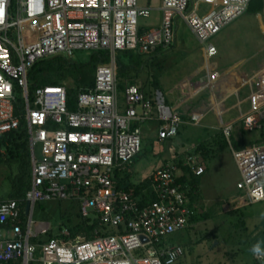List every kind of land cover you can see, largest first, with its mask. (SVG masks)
<instances>
[{"label": "built area", "instance_id": "2783aa9c", "mask_svg": "<svg viewBox=\"0 0 264 264\" xmlns=\"http://www.w3.org/2000/svg\"><path fill=\"white\" fill-rule=\"evenodd\" d=\"M250 2L161 0L160 27L140 35L139 19L148 18L150 11L140 8L138 0H0V137L17 130L23 117L31 165L24 199L28 213L18 201H0V264H177L183 258V248L171 244L191 217L187 187L176 183L178 167L163 165L151 175L156 202L144 207L143 198L132 191H118L116 179L130 171L141 152L143 124L161 123L162 142L177 136L180 121L162 99H145L134 85L125 89L121 108L111 58L117 52L151 54L170 48L176 18L206 44L241 17ZM26 27L34 35L28 40ZM97 51H108L110 63L97 68L94 88L80 93L76 112H68L63 87L38 88L29 100L28 74L37 62ZM215 54L209 47L208 55ZM20 96L22 113L16 114ZM263 125L264 109L242 121L248 133ZM229 135L225 130L227 140ZM232 156L244 203L263 202L264 144L233 150ZM183 167L195 177L205 171L194 156L186 157ZM54 201L76 204L81 218L97 221L94 238L32 243L50 229L33 226L35 205ZM63 235L69 236L67 231Z\"/></svg>", "mask_w": 264, "mask_h": 264}, {"label": "crops", "instance_id": "0c3cea01", "mask_svg": "<svg viewBox=\"0 0 264 264\" xmlns=\"http://www.w3.org/2000/svg\"><path fill=\"white\" fill-rule=\"evenodd\" d=\"M157 1L158 4L155 5ZM160 8L161 0H149V5L142 7L150 11V16L142 19L145 20L143 23H139V31L145 33L160 27ZM174 35L170 48L157 49L145 57L144 68L137 80L138 87L144 84L150 88L152 100L160 94L164 105L180 121L177 136L162 142L158 140L159 123L149 121L141 126L142 137L148 139L152 146V155L158 159L146 179H150L161 166L175 165L179 157L185 159L200 143L211 141L216 145L223 138L232 154L233 150L240 151L256 145L252 143L238 150L233 149L231 141L238 142L242 131L247 134L248 142L258 140L261 133L264 136V125L259 131L252 132L255 134L253 138L242 128L245 117L264 109V0H251L247 11L241 17L206 44L200 43L180 18L174 21ZM209 47L216 49L214 56L208 55ZM154 82L157 83V89L154 88ZM120 107H125L123 100H120ZM225 130H230L228 140L224 136ZM262 144L264 143L258 145ZM213 157L212 155L211 158ZM199 161L205 169L201 175L203 176L209 169L200 156ZM129 172L131 173V168ZM131 179L133 178H130L126 186L141 183H133ZM244 202L242 193L237 189L236 195L223 204L221 209L215 208L216 216L226 218L231 213H239L243 219L242 230L245 235L243 240L238 239L231 248L236 250L235 253L238 251L241 256L250 259L245 260L246 263L243 261L245 264H264L262 258L259 261L249 252L252 244L264 241V219H261L264 201L251 205ZM197 203L198 201L194 204L197 209L195 215H207L206 207ZM224 207L227 212L223 210ZM41 224L49 226L47 223ZM214 233L212 240H217L215 235L218 232ZM221 240L215 246H219ZM213 251L215 250H211V253ZM196 259L198 260L197 257Z\"/></svg>", "mask_w": 264, "mask_h": 264}, {"label": "trees", "instance_id": "16d2710c", "mask_svg": "<svg viewBox=\"0 0 264 264\" xmlns=\"http://www.w3.org/2000/svg\"><path fill=\"white\" fill-rule=\"evenodd\" d=\"M139 33L141 35L144 31H139ZM147 55L149 54H140L133 51H123L115 54L117 89L120 100H123V94L128 86L134 85L138 87L137 80L141 76V70L145 65L144 59ZM109 63L110 53L108 51L90 52L88 53L86 61L75 57L66 58L64 56H56L41 60L32 67L28 74L29 100L33 101L34 92L38 88L63 87L66 90L67 110L68 112L74 113L77 111V101L80 93L94 88L97 68L108 65ZM154 88H158L156 82H154ZM138 89L145 99L152 100L151 98L153 95L150 93L149 87L143 84L139 86ZM22 106L23 99L20 96L16 106V114L22 113ZM160 125L161 123H159L158 127ZM246 137L247 134L242 131L238 142L232 140L231 145L233 149L238 150L239 148L250 146L252 143H264V136L262 133L259 139L255 141L248 142L246 141ZM219 143L217 142L216 145L211 143V141L200 143L193 152L186 157L194 156L199 158L200 156L202 161H206L211 158L212 155H215L217 148H219L218 146H222L223 148L229 147L227 141L223 138L219 139ZM183 163L184 158L182 159L181 157L175 162V165L179 168L176 183L187 187L186 199L188 201V207L191 210L188 230L191 225L206 221L208 217L207 215H195L197 209L194 208V204L199 198L198 182L191 170L187 167H183ZM0 165L7 166L10 171L11 194L9 200L18 201L23 209L25 205L24 199L29 190L31 179L29 142L26 123L23 117L20 119V126L17 130L11 131L0 137ZM131 177L132 174H129V172H124L121 176L120 174H116L118 191H132L135 197L143 198L144 201L140 204V207L155 203L156 198L150 189V179H145L137 185H129V187L123 190L126 183L130 182ZM45 203L53 204L54 213H48L46 216L44 214V203H37L35 207L38 209V213L40 215H45V221H49L51 216H57L60 227L58 233L53 234L52 227L49 224V231L45 235L38 237V239L32 240V243L44 244L50 240L69 241L75 240L78 237L88 241L94 238L93 233L98 229V222L90 218H81L76 204L60 201ZM22 220L24 219L22 218ZM64 231H67L69 236H64ZM200 242L201 240L198 243Z\"/></svg>", "mask_w": 264, "mask_h": 264}, {"label": "rangeland", "instance_id": "374dc122", "mask_svg": "<svg viewBox=\"0 0 264 264\" xmlns=\"http://www.w3.org/2000/svg\"><path fill=\"white\" fill-rule=\"evenodd\" d=\"M157 4L158 1L155 5ZM138 5L140 8L146 7L149 5V0H138ZM144 21L145 20H142V18L139 19V23H143ZM24 35L27 40L34 36L27 27L25 28ZM187 35L192 38L191 34L188 32ZM73 57L86 61L88 52H76ZM253 135L255 134H248L250 138H253ZM230 150L229 147L223 148L219 146L214 157L205 161L209 170L197 180L200 192V197L197 201L199 205L206 207L205 211L208 213V219L205 222L201 221L197 224H193L188 230L186 229L183 232H178L173 236L171 244L179 245L184 250L183 258H181L180 262L177 264H245V260H250L241 256L238 251L240 256L237 255V252L235 253L236 250L231 248V246L237 243L238 239L243 240L245 235L244 230H242V216L239 213H231L226 218L216 216L217 212L215 208L221 209L223 204L229 202L237 192L236 185L240 176ZM35 154L37 158L42 156L40 146L35 147ZM157 160L158 159L152 155L151 144L148 139L143 136L141 139V152L135 157L132 163L131 173L133 179H131V181L133 183H139V181L143 182ZM10 177L9 168L0 165V201L9 200L11 194ZM25 207L26 205L24 206V210ZM43 207L46 216L48 213H54L53 204L44 203ZM223 210L227 212L226 207H224ZM45 215H40L38 209L35 207L33 213V226L36 227L41 223H47L52 227L53 234H57L60 227L58 217L51 216L49 221H45ZM219 221L221 222L219 223ZM214 231L218 232L215 235L217 236V240H212V236L215 234ZM219 239H222L220 241L221 244L215 246ZM200 240L201 242L198 243ZM214 247L215 249H212ZM211 250L215 251L211 253ZM262 260H264V258H262Z\"/></svg>", "mask_w": 264, "mask_h": 264}, {"label": "clouds", "instance_id": "9594fccd", "mask_svg": "<svg viewBox=\"0 0 264 264\" xmlns=\"http://www.w3.org/2000/svg\"><path fill=\"white\" fill-rule=\"evenodd\" d=\"M261 219H264V213L261 214ZM249 252L257 258H264V241H257L249 248Z\"/></svg>", "mask_w": 264, "mask_h": 264}, {"label": "water", "instance_id": "95a60500", "mask_svg": "<svg viewBox=\"0 0 264 264\" xmlns=\"http://www.w3.org/2000/svg\"><path fill=\"white\" fill-rule=\"evenodd\" d=\"M111 61L114 62V57L111 58ZM158 98H160V99L162 98L160 94H158ZM127 187H128V185L125 188H123V189H126ZM28 211H29V204L27 203L26 204V214L28 213ZM142 241L146 242V239H142Z\"/></svg>", "mask_w": 264, "mask_h": 264}]
</instances>
